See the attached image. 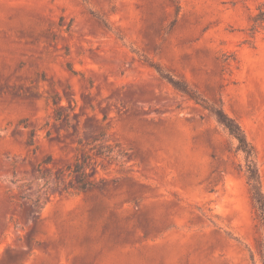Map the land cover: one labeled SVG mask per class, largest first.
Here are the masks:
<instances>
[{
  "label": "rangeland",
  "instance_id": "rangeland-1",
  "mask_svg": "<svg viewBox=\"0 0 264 264\" xmlns=\"http://www.w3.org/2000/svg\"><path fill=\"white\" fill-rule=\"evenodd\" d=\"M209 105L264 193V0H0V264H262Z\"/></svg>",
  "mask_w": 264,
  "mask_h": 264
},
{
  "label": "trees",
  "instance_id": "trees-1",
  "mask_svg": "<svg viewBox=\"0 0 264 264\" xmlns=\"http://www.w3.org/2000/svg\"><path fill=\"white\" fill-rule=\"evenodd\" d=\"M205 108L215 118L217 123L227 130L228 133L236 140L238 151L244 154L246 161L244 176L249 187L257 220L260 228L264 232V193L262 191L260 176L255 162L256 153L254 147L247 140L240 125L234 119L225 114L221 108H214L210 105ZM260 255L261 263L264 264V235L260 243Z\"/></svg>",
  "mask_w": 264,
  "mask_h": 264
}]
</instances>
